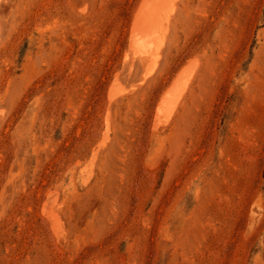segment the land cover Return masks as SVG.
Here are the masks:
<instances>
[{
	"label": "rangeland",
	"instance_id": "rangeland-1",
	"mask_svg": "<svg viewBox=\"0 0 264 264\" xmlns=\"http://www.w3.org/2000/svg\"><path fill=\"white\" fill-rule=\"evenodd\" d=\"M141 1H1L0 264H264V0H179L146 79Z\"/></svg>",
	"mask_w": 264,
	"mask_h": 264
},
{
	"label": "bare ground",
	"instance_id": "bare-ground-1",
	"mask_svg": "<svg viewBox=\"0 0 264 264\" xmlns=\"http://www.w3.org/2000/svg\"><path fill=\"white\" fill-rule=\"evenodd\" d=\"M1 1L2 0H0V4ZM178 1L179 0H142L136 10L131 27L130 58L146 66L144 79L152 76L159 65V61H161L162 51L166 45L171 28L172 17L177 13ZM194 68L193 66L185 67L181 73H179L173 86L162 96L156 114V123L158 126L169 122L178 110L195 76ZM120 88L122 92L123 89L122 87ZM120 90L118 91L116 87L111 89L109 92L110 101L114 98L117 100L116 98L121 95ZM52 219L53 222L57 224L59 219L56 214L52 215Z\"/></svg>",
	"mask_w": 264,
	"mask_h": 264
}]
</instances>
